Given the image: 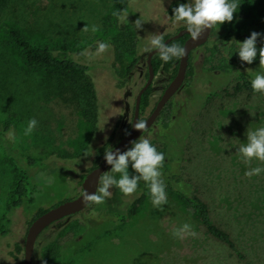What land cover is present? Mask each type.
I'll return each instance as SVG.
<instances>
[{
    "label": "rangeland",
    "instance_id": "1",
    "mask_svg": "<svg viewBox=\"0 0 264 264\" xmlns=\"http://www.w3.org/2000/svg\"><path fill=\"white\" fill-rule=\"evenodd\" d=\"M259 1L264 0L242 1L233 14L236 23L231 28L238 39L226 38V32L214 25L206 43L189 53L184 81L157 121L159 127L168 124L176 137L190 136L184 155L187 162L191 160L186 178L191 177L199 192L209 197L215 217L225 221L231 237L252 264H264V173L245 177L246 168L257 166V161L245 165L234 146L237 141L244 142L248 125L264 124V94H233L236 76L227 60H233L250 77L264 71L257 60L244 64L235 54L236 42L249 33L264 34L250 25L264 18L261 6H256ZM120 2L6 0L0 8V123L9 124L0 144V226L4 224L5 230L0 232V264L22 263L24 238L37 210L76 197L81 191V176L94 168L103 152L129 128L135 95L146 79L150 35L164 37L185 28L170 16L172 7L186 0H135L121 13ZM136 19L142 24L135 30L132 22ZM9 28L36 46L58 49L64 45L71 58L90 66L89 72L72 77L28 66L11 43ZM122 30L137 35V54L145 52L129 73L135 52H122L121 59L111 52ZM100 41L109 45L103 52L96 50ZM256 46L260 47L259 37ZM246 68L251 71H244ZM218 72L224 75L222 79L216 78ZM72 80L87 82L94 92V123L79 109ZM169 81L162 72L153 76L148 106L140 119L148 116ZM217 87L220 89L206 99L204 95ZM29 118H35L37 124L25 135ZM157 126L141 136L150 142L162 137ZM10 132L14 140L9 138ZM6 145L15 156L41 162L28 169L36 186L34 201L28 206L8 208L18 169L6 156ZM128 171L133 174L130 166ZM110 192L104 203L91 202L75 217L44 229L35 241L31 264H242L206 239L195 214L174 195L166 194V203L157 208L150 195L133 204L132 193L124 195L115 187ZM115 213L125 215V221H112ZM183 223L190 224L195 235L174 238L171 229ZM91 230L80 252H72L74 241ZM56 240L61 243L59 256L47 259L43 250ZM70 248L71 252L64 254Z\"/></svg>",
    "mask_w": 264,
    "mask_h": 264
},
{
    "label": "trees",
    "instance_id": "2",
    "mask_svg": "<svg viewBox=\"0 0 264 264\" xmlns=\"http://www.w3.org/2000/svg\"><path fill=\"white\" fill-rule=\"evenodd\" d=\"M135 0H121L119 3V12H127L129 4ZM246 3L249 0H237L239 3L238 10L241 8L243 2ZM242 2V3H241ZM6 0H0V8L5 6ZM261 6L262 8V16L264 15V1L258 2L257 7ZM175 7V5L173 6ZM182 23V22H181ZM236 23L234 18L230 22L222 23L219 26L216 25L219 29H223L226 34V38L238 39V33L231 28V26ZM250 25L264 31V18L253 20L250 22ZM123 32V30H122ZM8 36L10 38L13 46L19 51V54L22 60L28 65L32 67H41L48 69L54 73L59 74H67L72 77L84 76L89 70L90 66L79 62L73 58H71L68 54V51L64 45H60L58 49H52L46 46H36L29 43L19 31L9 28L7 30ZM166 36L162 37L164 40ZM187 35H183L177 39L170 41L168 44H177L179 46H183L184 40ZM137 35L133 36L132 33H120L115 42V47H111V52L116 59H121L122 52L132 51L135 52L131 64L127 69L129 73L131 68H135L139 65L140 60L144 58L145 52H141L137 54ZM216 46L213 47V50H216ZM146 59V58H145ZM191 60V58H190ZM179 58H173L168 62H164L160 60L158 53L153 55L151 58V65L153 68L154 75L157 72H162L165 74L170 80L175 75L177 66H178ZM228 67L232 70V74L236 76V81L232 86L233 94L238 93H247L249 95L255 94L249 87L250 76L245 72H242L237 65H235L233 60H227ZM191 66V64H190ZM225 74V71H221ZM221 72L215 73L216 78L219 77L222 79L224 76ZM146 75V73H145ZM217 80V79H216ZM71 89L73 90L76 98L77 105L79 109L82 111L83 116L90 122H93L96 118L95 116V95L92 91L90 85L85 81H71ZM214 89V88H213ZM211 89L205 96L210 97L214 94L215 91L220 89L217 87L216 89ZM151 92V86H149L141 95L139 112H143L145 108L148 106L149 96ZM207 99V98H206ZM134 106V104H133ZM133 111V110H132ZM161 114V113H160ZM160 114L151 125V127L145 131L150 132L153 128H156L157 121L160 119ZM94 123V122H93ZM156 129L161 134L162 137H155L150 142L153 144L157 151H160L164 154V161L162 162V166L160 167L161 179L165 185V193L168 195H174L180 202H182L188 209H190L196 216V220L203 229V232L206 236V239L211 243L223 248L227 254L232 257L237 262L242 264H252L248 255L242 251L234 239L231 237L229 230L225 226V221L220 218L217 219L215 217L213 207L209 202V197H204L202 193L199 192V186L196 185L195 181L192 178H186L187 174H189V163L185 160L184 155L185 145L190 143V136H186L183 138L180 136H175L176 133L172 131V128L167 125H162L159 127V124ZM9 129L8 122L0 123V144L3 142V132ZM156 131V132H157ZM144 132V133H145ZM173 132V133H170ZM143 133V134H144ZM175 134V135H174ZM5 154L9 160L13 161L17 164L18 172L16 174L15 180L12 185V189L9 196L8 208H17L23 205H30L34 201V192L36 191V186L32 182V174L29 173V168H33L38 162L29 157L15 156L12 154L9 145H6ZM81 176V178H83ZM138 187L132 193L133 197L131 200L133 204H139L144 201L147 196H149V191L146 182L140 180L137 182ZM45 209H38L36 216L42 213ZM78 214V213H77ZM77 214L68 216L60 221L55 222L56 225L61 224L62 221H67ZM35 216V217H36ZM34 217V218H35ZM126 216L123 214L115 213L112 216V221L116 222H124ZM4 224L0 226V232L2 234L5 233ZM92 230L86 236L82 237L74 241L75 246L73 248L74 253H78L81 250L84 242L89 240L88 238L91 235ZM61 243L58 240L53 241L48 244L47 247L44 248L43 254L47 259H54L59 256V248ZM65 249L64 254L66 253ZM42 256V251H41Z\"/></svg>",
    "mask_w": 264,
    "mask_h": 264
},
{
    "label": "clouds",
    "instance_id": "3",
    "mask_svg": "<svg viewBox=\"0 0 264 264\" xmlns=\"http://www.w3.org/2000/svg\"><path fill=\"white\" fill-rule=\"evenodd\" d=\"M238 6L237 0H186V2H178L175 7H172L170 17L173 22H182L191 39L195 41L200 38L205 29L232 21L233 14L237 12ZM126 16L122 17L125 21ZM132 24L136 30L141 28L142 22L136 19ZM95 30V25H93L92 31ZM258 37L260 39L259 48L256 46ZM236 44L235 54L239 61L244 64H251L255 59L258 61L259 66L264 69V34L251 32L243 41L236 42ZM148 45L151 49L156 50L160 60L164 62H168L173 58H181L184 55V49L181 46L166 44L159 34H151ZM108 47L107 43L100 41L97 43L96 50L103 52ZM244 71L251 70L246 68ZM249 87L254 93L264 94V71H257L251 76ZM130 123L132 128L140 133L146 129V121L143 119L135 120V122L131 121ZM36 124L35 118H29L24 128V134H30ZM244 135V142L236 140L235 154L241 158L245 165L253 159L257 161V166L246 168L244 176H258L264 173V166H262L264 165V124L251 128L248 125ZM9 138L15 139L11 132ZM164 158V154L156 150L147 136H138L122 152L118 149L112 150L109 148L103 152V160L106 165L110 166L109 170L100 175L99 188L92 193L83 191L81 200L102 204L105 198L111 197L110 188L115 187L122 194L128 195L136 190L137 182L142 180L147 184L153 207L163 206L166 203V193L159 169ZM129 166L132 169V175H129ZM111 173H119V176L115 177ZM171 235L174 238H181L184 235L194 236L195 232L190 224L183 223L178 228H172Z\"/></svg>",
    "mask_w": 264,
    "mask_h": 264
},
{
    "label": "water",
    "instance_id": "4",
    "mask_svg": "<svg viewBox=\"0 0 264 264\" xmlns=\"http://www.w3.org/2000/svg\"><path fill=\"white\" fill-rule=\"evenodd\" d=\"M211 28L205 29L204 33L201 34L200 38L195 41L191 39L190 35L188 34L185 28H180L175 33L168 35L164 38L163 41L166 44H168L170 41L174 39H177L183 35H187L182 46V48L184 49V55L181 58H179L176 73L162 91L159 99L155 103L151 112L148 114L147 117L143 119L144 121H146L145 124L146 129L140 133L138 130H134L130 123V126L127 129V131L111 147L112 150L118 149L121 152L124 151L127 147H129L131 141H134L138 136L142 135L145 131H147L151 127V125L158 117L164 105L181 87L185 78L189 53L192 50L206 43L210 35ZM155 54H157V52L154 49H150L146 54V59H145L146 79L143 85L138 89L134 98V106L131 117L132 122H135V120L140 119V112H139L140 99L143 92L152 83L154 72L151 65V58ZM109 167H110L109 165H106L104 163L102 157L100 162L84 175L80 184L81 191L76 197L72 199L62 200L59 203H56L50 208L45 209L42 213L37 215L30 222L24 238L23 260L21 264L32 263L35 241L44 229H46L48 226H50L51 224L57 221H60L68 216L81 212L91 203L90 201H82L81 193L83 191L87 193H92L96 191L98 189L100 175L103 172H105Z\"/></svg>",
    "mask_w": 264,
    "mask_h": 264
}]
</instances>
